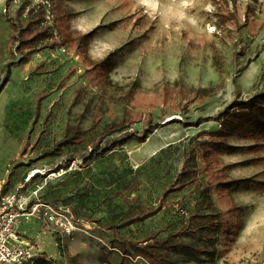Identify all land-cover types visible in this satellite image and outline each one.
Wrapping results in <instances>:
<instances>
[{
  "label": "rangeland",
  "instance_id": "rangeland-1",
  "mask_svg": "<svg viewBox=\"0 0 264 264\" xmlns=\"http://www.w3.org/2000/svg\"><path fill=\"white\" fill-rule=\"evenodd\" d=\"M26 2L0 0V185L22 195L28 213L38 205L14 229L34 264H151L136 247L180 231L188 214L205 211L203 199L224 219L214 260L203 264H264V152L246 150L249 140L230 137V154L196 149V179L162 196L219 113L263 90L264 0H64L74 13L66 42L52 50L46 40L30 54L17 50L7 22ZM108 55L102 81L94 65ZM134 82L140 91L123 105L119 95ZM144 120L161 125L143 143L91 152L105 125L123 122V132L141 135ZM74 128L81 139L59 152ZM231 180L243 182L218 189ZM158 205L154 217L119 227Z\"/></svg>",
  "mask_w": 264,
  "mask_h": 264
},
{
  "label": "trees",
  "instance_id": "trees-1",
  "mask_svg": "<svg viewBox=\"0 0 264 264\" xmlns=\"http://www.w3.org/2000/svg\"><path fill=\"white\" fill-rule=\"evenodd\" d=\"M44 1L48 3L49 11L53 17L52 25L46 23L45 7L40 4L33 5L31 0L20 5L13 16L7 19L12 30L11 40L16 44L18 51H27L30 54L36 48L35 45L46 40L48 41V46L45 48L52 50L59 46L60 40L66 42L63 39V29L70 18L74 16V13L67 9L64 0ZM89 37V33L80 36L76 40L77 48L87 47ZM111 56L108 55L94 65L103 75L102 81L108 80L105 73L113 65ZM137 88L139 87L134 82L125 92L119 95L123 105L132 104L130 100L134 98L137 91H140ZM217 122L218 127L210 133V139L196 141L184 153L183 166L170 182L169 189L162 192V196H166L167 193L181 191L196 179L197 170L194 157L196 149L202 150L205 154L204 157L230 154L235 152L236 147L230 144L228 139L232 136H237L240 139H246L251 142L249 146L245 147L246 150L256 153L264 152V88L250 98L233 100L219 113ZM160 125V123L153 124L150 120H144L141 123V135H138L136 133L123 132L128 127L123 122L109 123L102 129V135L96 143H90L91 152L95 155H100L131 140L143 143ZM114 133L122 134L118 137H113ZM82 135L83 132L79 128L66 129L62 139L56 145L59 148L58 151L61 152L63 148L76 144ZM106 137H109V139L102 141ZM73 160L71 158L68 162ZM242 182L243 180L221 182L218 185V189L229 192L236 189ZM203 202H206L205 211L202 212L201 210L188 214V219L179 229L180 231H176V233L167 235L164 238H152L153 241L150 245L140 248L136 247V251L150 260L151 264H180L172 257L173 254L179 253L186 256L188 261L194 264L212 262L216 255L215 245L221 240L220 236L224 219L222 213L216 210L210 202L204 199ZM160 210L161 206L158 205L155 209L126 217L120 222L119 227L125 228L141 223L154 217ZM182 237L188 238L191 243L182 244L180 241ZM201 255L206 256L207 259L203 260ZM39 264L45 263L41 262Z\"/></svg>",
  "mask_w": 264,
  "mask_h": 264
},
{
  "label": "built area",
  "instance_id": "built-area-1",
  "mask_svg": "<svg viewBox=\"0 0 264 264\" xmlns=\"http://www.w3.org/2000/svg\"><path fill=\"white\" fill-rule=\"evenodd\" d=\"M46 23H52L49 5L43 0ZM0 185V264H34L31 248L24 245L14 229L21 217L28 218L37 212L34 204L30 213L26 211V201L22 195H5ZM28 204V203H27Z\"/></svg>",
  "mask_w": 264,
  "mask_h": 264
}]
</instances>
